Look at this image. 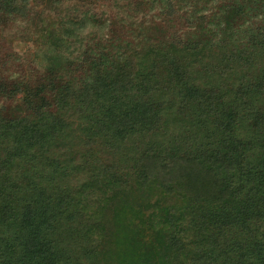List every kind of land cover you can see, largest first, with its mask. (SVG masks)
I'll return each mask as SVG.
<instances>
[{
	"label": "trees",
	"instance_id": "16d2710c",
	"mask_svg": "<svg viewBox=\"0 0 264 264\" xmlns=\"http://www.w3.org/2000/svg\"><path fill=\"white\" fill-rule=\"evenodd\" d=\"M48 1L46 63L0 71V264H264V0ZM75 123L107 160L47 154ZM73 167L97 201L125 176L114 230L80 220Z\"/></svg>",
	"mask_w": 264,
	"mask_h": 264
},
{
	"label": "rangeland",
	"instance_id": "374dc122",
	"mask_svg": "<svg viewBox=\"0 0 264 264\" xmlns=\"http://www.w3.org/2000/svg\"><path fill=\"white\" fill-rule=\"evenodd\" d=\"M68 6L75 4L74 1L67 3ZM31 9H29V14L27 18H24L21 21V31L16 33L11 32H1L0 31V71L3 73V76L12 74L16 72L19 75L25 74H34L36 69L42 67L45 63V57H43V48L46 46L47 37L44 35V31L47 28H50L52 25H55L59 19V16L54 13L53 6L50 5L48 0H38L30 2ZM19 26V25H18ZM17 26H14L15 28ZM55 27H53L54 29ZM86 32L89 31L90 25H86ZM7 80V79H6ZM22 106L20 100H15L13 102L12 110L15 113L26 114L28 110L21 109ZM9 109H11L9 107ZM71 129L74 130L73 137H68L65 142L62 141L58 145V149L51 148L47 153L49 156H52L54 152L59 155V159L64 157H71L73 164L88 163L92 164L94 158L98 157L100 159L107 160L108 152L107 150L102 151H87L86 146L83 145V142L77 135L81 134L78 130L79 124H69ZM76 138V139H75ZM100 140V139H99ZM98 140V141H99ZM97 147H98V143ZM80 146V147H79ZM40 159H37V161ZM87 168V167H86ZM89 168V167H88ZM87 168V169H88ZM73 170L69 173V178H66L65 187H69L71 194H75L77 203L79 206H83L86 211H82L79 216L80 220L90 221L91 219H100V223L104 231L109 227L111 230H114L111 222H115L116 210L125 211V208H128V201L130 198L125 197L127 193L123 191L127 187L126 182L123 181L125 176H120L118 183L113 184L111 190L102 196L98 201V193L95 188L90 189L89 185V175L85 169L80 168ZM124 173V171H122ZM58 176L54 174L53 178ZM122 178V181H120ZM114 182V181H113ZM82 183H86L87 186L85 190H81L80 186ZM100 184V183H99ZM97 187V185H93ZM125 218L129 217V214L125 211ZM125 219L122 220V222ZM121 222V223H122ZM120 225V224H119ZM123 226H119L122 229ZM113 228V229H112ZM124 228V227H123ZM152 241H157L154 237ZM82 243V242H81ZM156 244L154 243V246Z\"/></svg>",
	"mask_w": 264,
	"mask_h": 264
}]
</instances>
